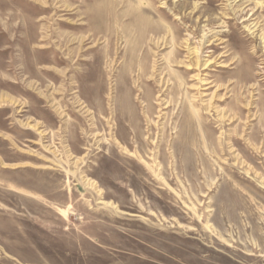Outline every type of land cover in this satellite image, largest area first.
<instances>
[{
	"label": "rangeland",
	"instance_id": "obj_1",
	"mask_svg": "<svg viewBox=\"0 0 264 264\" xmlns=\"http://www.w3.org/2000/svg\"><path fill=\"white\" fill-rule=\"evenodd\" d=\"M0 264H264V0H0Z\"/></svg>",
	"mask_w": 264,
	"mask_h": 264
},
{
	"label": "bare ground",
	"instance_id": "obj_2",
	"mask_svg": "<svg viewBox=\"0 0 264 264\" xmlns=\"http://www.w3.org/2000/svg\"><path fill=\"white\" fill-rule=\"evenodd\" d=\"M127 3V2H126ZM120 4V3H119ZM156 23V22H155ZM151 26V25H150ZM149 26V27H150ZM150 30V29H149ZM146 31H144L143 33H142V35H145L146 33H145ZM150 32V31H149ZM147 33H148V31H147ZM169 33H171V30H169ZM138 44V43H137ZM146 44V43H145ZM126 53V52H125ZM145 54V53H144ZM198 58H200L199 56H198ZM142 60V59H141ZM140 60V61H141ZM199 60V59H198ZM124 64V63H123ZM142 67V66H141ZM140 72V71H139ZM148 75V74H147ZM131 90V89H130ZM129 92V91H128ZM131 93V92H130ZM125 94H128V93H125ZM128 96H129V94H128ZM127 96V97H128ZM131 96H132V94H131ZM129 99H131V98H129ZM131 105V104H130ZM133 107H135V106H133ZM132 108V107H131ZM134 110H136V109H134ZM133 111V110H132ZM115 112V111H114ZM134 112V111H133ZM131 113V112H130ZM196 113V112H195ZM194 114V113H193ZM134 115V114H133ZM195 115V114H194ZM196 116V115H195ZM198 116V115H197ZM134 117V116H133ZM137 118V117H136ZM191 120V119H190ZM200 124V123H199ZM203 136V135H202ZM204 138V137H203ZM186 143V142H185ZM148 145V144H147ZM183 149V148H182ZM65 214V213H64Z\"/></svg>",
	"mask_w": 264,
	"mask_h": 264
}]
</instances>
